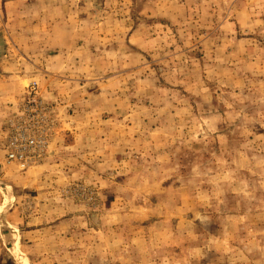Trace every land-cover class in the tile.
Returning <instances> with one entry per match:
<instances>
[{"label":"rangeland","instance_id":"374dc122","mask_svg":"<svg viewBox=\"0 0 264 264\" xmlns=\"http://www.w3.org/2000/svg\"><path fill=\"white\" fill-rule=\"evenodd\" d=\"M4 74L38 264H264V0H0Z\"/></svg>","mask_w":264,"mask_h":264},{"label":"crops","instance_id":"0c3cea01","mask_svg":"<svg viewBox=\"0 0 264 264\" xmlns=\"http://www.w3.org/2000/svg\"><path fill=\"white\" fill-rule=\"evenodd\" d=\"M8 4L9 3H6V5ZM26 77L28 76L22 75L18 77L11 74L0 75V117L3 113L2 102H4L6 99H11L14 94L23 89L22 81L24 80L23 78ZM46 93L48 95L51 94V92L48 91H46ZM10 235L12 238H10ZM40 236L41 230L35 226L27 228H21L19 226L17 228H0V257L3 253L6 254L9 251L11 252V262L13 264H38V262L36 261L37 257H35L34 251H36V248L38 249L40 245ZM30 247L33 248L31 250H28ZM14 249L19 252L17 256L12 255ZM37 251H39V249ZM24 259L27 262H22V260ZM0 261L2 262V259H0Z\"/></svg>","mask_w":264,"mask_h":264},{"label":"built area","instance_id":"2783aa9c","mask_svg":"<svg viewBox=\"0 0 264 264\" xmlns=\"http://www.w3.org/2000/svg\"><path fill=\"white\" fill-rule=\"evenodd\" d=\"M27 143L29 144V145H36V140L34 139V138H29L28 140H27ZM28 145H24V147H27ZM22 154L21 153H16V152H10L9 153V156L10 157H17V156H21Z\"/></svg>","mask_w":264,"mask_h":264}]
</instances>
